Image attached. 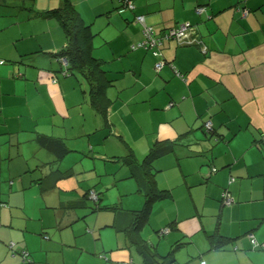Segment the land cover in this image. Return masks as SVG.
Wrapping results in <instances>:
<instances>
[{
  "label": "crops",
  "instance_id": "obj_1",
  "mask_svg": "<svg viewBox=\"0 0 264 264\" xmlns=\"http://www.w3.org/2000/svg\"><path fill=\"white\" fill-rule=\"evenodd\" d=\"M132 2V12H118L119 0H73L94 32L92 54L113 79L109 128L90 106L83 76L60 73L59 23L0 0V204L8 206H0V264H21L9 241L31 264H146L138 236L160 256L171 253V264H264V0ZM134 13L157 31L189 21L206 50L165 42L166 63L155 72L150 52L131 49L141 38ZM39 134L61 138L69 151L56 160ZM154 143L162 151L152 162V193L168 197L151 200L133 232L130 210L143 206L144 192L124 163L110 160L139 161ZM90 189L123 209L61 208ZM223 189L230 206L220 202ZM27 199L36 215L21 213ZM161 228L170 231L160 236ZM217 236L225 239L219 247Z\"/></svg>",
  "mask_w": 264,
  "mask_h": 264
},
{
  "label": "trees",
  "instance_id": "obj_2",
  "mask_svg": "<svg viewBox=\"0 0 264 264\" xmlns=\"http://www.w3.org/2000/svg\"><path fill=\"white\" fill-rule=\"evenodd\" d=\"M38 0H14L12 6H17L21 10L37 15V16H47L55 19L63 33L65 35V45L54 54L56 59L60 64V73L64 76H78L81 75L86 80L88 84L89 92V104L92 109L96 112L97 116L100 118L103 127H109L108 121V109L111 104V100L106 95V89L112 85L113 79L110 78L106 71L102 68V62L100 59L96 58L92 54V39L94 37V32L91 30L89 24H87L73 3V0H59V4L55 7L46 9V10H36L34 9V4ZM120 6L118 12L123 11L124 9L130 10L131 12L135 9V5L132 0H119ZM6 5V3H5ZM198 8L202 10L198 12ZM205 8L203 6H197L195 11L200 14ZM242 16L247 14V10H242ZM141 17L142 22L138 21L137 18ZM133 21L140 25L141 38L136 42L131 44V49H143L148 52L155 58L154 64L156 62H161L162 66L166 63L164 60V55L162 53L163 44L170 40L175 41L180 46L194 45L197 46L202 52L206 50L204 44L194 30L193 25L189 21L178 22L177 24L164 28L162 30H155L153 25L147 24L145 22L143 14L133 15ZM188 24L187 30L184 32L185 36H181L177 33V28L181 24ZM170 31H174L170 35ZM4 61L0 59V64H3ZM153 64V68H154ZM160 68V69H161ZM159 69V70H160ZM159 70H155L158 72ZM176 75L181 76L179 73ZM205 132H210L212 130L211 122L205 121L203 124ZM110 128V127H109ZM38 141L46 148L54 152L55 159L61 158L65 155L69 148L66 146L65 142L61 138L50 137L48 135L39 134ZM160 146L156 143L149 148V151L144 155V157L137 161L132 154L116 157L110 161H121L129 168V173L131 178H134L138 183V191L144 192V204L140 209L130 210L132 212V222L130 227L133 232H138L141 227L146 223L147 217L149 215V202L157 199H164L168 197L166 191H161L158 193H152L154 186V173L152 172V162L159 156L160 151H162ZM211 171H216V168H211ZM65 175V174H64ZM45 177L40 180V186L43 185ZM232 178L230 179V182ZM46 190V187H45ZM43 190V191H45ZM102 195L101 192H95L92 189L85 191L77 200L62 204L61 208H71V207H86L94 211H116L119 208L123 209L121 206L118 207L115 204H102ZM220 202L224 206H230L234 203L232 195L229 193L228 189H223L220 193ZM9 205V204H8ZM1 207H8L6 201L0 204ZM170 231L169 228L157 230V234L162 236L167 234ZM49 239L50 235L45 233L43 238ZM218 240L215 241L214 245L219 247L221 246L225 239L221 236H217ZM135 243L139 248L144 249L141 251L145 254L149 253L151 256L150 262L145 260L143 263L150 264H171L173 263L172 254H167L166 256H160L156 253L154 247L147 243L146 240L141 237L134 238ZM264 245V244H263ZM6 248L9 250L11 255H17L20 259L21 264H31L32 259L30 254L25 249H17V245L14 241H9L5 243ZM175 248V247H174ZM175 250V249H172ZM155 252V254H154ZM104 258V257H103ZM148 259V258H147ZM147 261V262H146ZM125 264V263H120Z\"/></svg>",
  "mask_w": 264,
  "mask_h": 264
},
{
  "label": "rangeland",
  "instance_id": "obj_3",
  "mask_svg": "<svg viewBox=\"0 0 264 264\" xmlns=\"http://www.w3.org/2000/svg\"><path fill=\"white\" fill-rule=\"evenodd\" d=\"M107 160H108V159H107ZM113 162H114V161H110L111 164H119V163H120L119 161H115L114 163H113ZM89 172H90V171H88V172H86V173H89ZM1 201H4V200H1ZM20 211H21V213L30 216L31 213H32L33 215H36V212H37L38 210H37V205L31 203L30 200L27 199L26 204L22 207V209H21ZM51 239H52V238H49V240H51ZM47 240H48V239H47ZM56 250H57V249H53V248H44V249H43V253H44V254H50V255H51L52 253H56V252H55ZM66 252L69 254V256L72 255V254H71L72 251H68V250H66Z\"/></svg>",
  "mask_w": 264,
  "mask_h": 264
},
{
  "label": "built area",
  "instance_id": "obj_4",
  "mask_svg": "<svg viewBox=\"0 0 264 264\" xmlns=\"http://www.w3.org/2000/svg\"><path fill=\"white\" fill-rule=\"evenodd\" d=\"M202 9L201 8H198V12H200ZM137 20L138 21H140V22H142V18L141 17H138L137 18ZM188 26V24L186 23V24H181L177 29V33L179 34V35H181V36H185L184 35V32L187 30V27ZM174 33V31H170V35H172ZM161 66H162V63L161 62H156L155 64H154V68H155V70L157 71V70H159L160 68H161Z\"/></svg>",
  "mask_w": 264,
  "mask_h": 264
}]
</instances>
